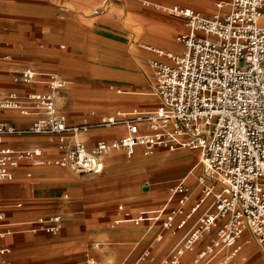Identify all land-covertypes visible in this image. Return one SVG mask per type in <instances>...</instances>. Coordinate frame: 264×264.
Here are the masks:
<instances>
[{
  "label": "crops",
  "instance_id": "obj_1",
  "mask_svg": "<svg viewBox=\"0 0 264 264\" xmlns=\"http://www.w3.org/2000/svg\"><path fill=\"white\" fill-rule=\"evenodd\" d=\"M213 1L0 0V90L46 89L40 79L25 83L17 77L32 65L40 72L55 70L66 80L56 100L73 122L92 109L100 114L130 110L134 105L153 109L160 97L149 61L158 57V49L181 50L183 44L176 36L190 29L185 17L161 6L189 5L199 11L196 7L207 6V16L228 9L217 7L222 0L209 5ZM120 87L123 90L118 92L115 88ZM34 117L16 109L0 110V119L19 126L29 125ZM123 129L122 125L92 128L81 138L92 146ZM4 136V144L13 147L40 146L50 156L60 154L52 136ZM198 160V150L157 147L155 153L145 154L140 146L132 156L123 150L106 154L101 172L23 159L14 168L13 179H0V208L6 211L0 229H11L0 236V245L11 247L7 257L15 264H161L201 210L177 234L153 220L151 212L168 198L171 184L185 179L198 186ZM198 193L196 188L188 210ZM141 212L147 213L139 224L131 219L116 221ZM52 214L61 215V228L55 232L36 222ZM216 230L217 226L205 233L195 250L182 255V262L191 263L197 251L212 242ZM235 245L240 248L234 264H264L261 245L249 229ZM231 248L221 249L207 264H219ZM145 250L148 255L141 257Z\"/></svg>",
  "mask_w": 264,
  "mask_h": 264
},
{
  "label": "built area",
  "instance_id": "obj_2",
  "mask_svg": "<svg viewBox=\"0 0 264 264\" xmlns=\"http://www.w3.org/2000/svg\"><path fill=\"white\" fill-rule=\"evenodd\" d=\"M216 5L228 9L205 16L189 5L161 6L185 17L190 29L176 36L183 44L181 50L158 49V57L149 61L160 97L153 109L135 107L103 114L92 109L84 119L73 122L56 100L66 80L55 70L40 72L25 66L17 77L25 83L40 79L46 89L0 90V110L35 114L27 126L0 119V179H13L14 168L23 159L101 172L104 156L113 150H123L128 156L139 146L145 154L155 153L157 147L198 150L197 164L202 167L196 173L198 186L185 179L171 184L168 198L151 212L153 220L177 234L201 210L161 264H184L182 255L195 250L196 243L215 226V238L189 264H207L221 249L232 246L218 263L234 264L240 248L235 244L247 229L264 254V0H222ZM121 125V133L100 138L92 146L81 138L82 132L92 128ZM15 133L52 136L60 154L50 156L40 146L4 144V135ZM196 188L199 193L188 210L186 205ZM146 213L125 214L116 221L131 219L139 224ZM5 214L0 208V221ZM36 222L50 232L62 225L60 214ZM9 232V228L0 229V236ZM10 252V246L0 245V264H15L7 257ZM148 253L145 250L141 257Z\"/></svg>",
  "mask_w": 264,
  "mask_h": 264
},
{
  "label": "rangeland",
  "instance_id": "obj_3",
  "mask_svg": "<svg viewBox=\"0 0 264 264\" xmlns=\"http://www.w3.org/2000/svg\"><path fill=\"white\" fill-rule=\"evenodd\" d=\"M217 1H219V0H214V1H213L212 3H210L209 5H211V6H215V3H216ZM195 7H196V6H195ZM94 8H95V7H94ZM196 8L200 9L204 15L207 14V9H208L207 6H206V8H200V7H196ZM213 12H214V11H213ZM146 95H148V94H146ZM92 106H96V105H92ZM134 107L142 108L143 106H141V105H134V106H132L131 108H134ZM197 169H198V171L202 170V167H201L200 164L197 166ZM198 171H197V172H198Z\"/></svg>",
  "mask_w": 264,
  "mask_h": 264
}]
</instances>
